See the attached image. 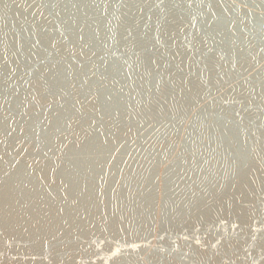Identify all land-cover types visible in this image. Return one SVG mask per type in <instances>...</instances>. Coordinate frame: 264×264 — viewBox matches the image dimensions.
<instances>
[{"label":"water","instance_id":"1","mask_svg":"<svg viewBox=\"0 0 264 264\" xmlns=\"http://www.w3.org/2000/svg\"><path fill=\"white\" fill-rule=\"evenodd\" d=\"M0 264H264V0H0Z\"/></svg>","mask_w":264,"mask_h":264}]
</instances>
